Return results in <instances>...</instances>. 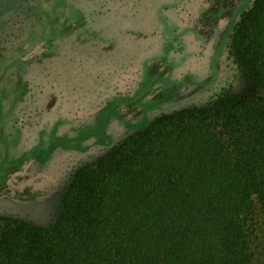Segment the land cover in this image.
<instances>
[{"label":"trees","instance_id":"16d2710c","mask_svg":"<svg viewBox=\"0 0 264 264\" xmlns=\"http://www.w3.org/2000/svg\"><path fill=\"white\" fill-rule=\"evenodd\" d=\"M130 1L0 0L1 159L19 71L78 36L93 3L126 19ZM150 5L139 34L82 33L124 47L113 78L94 81L93 106L79 95L71 113L61 95L32 122L13 116L22 143L52 126L32 158L55 166L61 186L46 203L5 206L0 264H264V0ZM103 112L104 130H87Z\"/></svg>","mask_w":264,"mask_h":264},{"label":"rangeland","instance_id":"374dc122","mask_svg":"<svg viewBox=\"0 0 264 264\" xmlns=\"http://www.w3.org/2000/svg\"><path fill=\"white\" fill-rule=\"evenodd\" d=\"M151 1L138 0V2H133L135 3L134 7L121 9L122 12L127 13L126 19H113V16L109 13L110 9L106 11L99 4L93 3V8L88 12L86 10V14L78 18V22L71 27L75 33L79 34L78 36L71 38L64 46L58 47L56 55H52L50 58L39 56L36 60L37 62L31 66V69L26 67L19 71L18 83L13 90L14 96L11 100V105L5 106L1 122V129L3 131L1 134L4 133L5 135L10 132L11 135L10 137L8 135L4 137V145L8 153L5 158H0V184L4 180V173L6 176L8 171L18 167L23 161L29 160L33 155H35L34 158L44 157L42 149L40 150L41 145L37 143L36 146L30 142L38 137H45L50 132V129H52V126H50V129H45V126H43L37 130L34 139L29 140L31 137L26 135L27 140L22 143V133L18 130V127L17 129L10 128L13 116L17 113L19 120L32 122L33 118L39 114L42 102L61 101V95H64L71 102V104H66L64 107L65 110L69 109L71 113L76 108V98L79 95H87L89 99L88 103L91 104L90 106H93V90H97L98 87L97 83L94 85V81H100L99 76L103 77L104 81L113 78V74L111 73L113 61L111 58L118 59L119 53L124 55V47L121 50L115 48L116 52L114 53V47L107 46V48H103L98 46L93 39L95 36L90 35L92 38H85V35L82 33L87 32L89 27L102 32L109 26L116 33L124 27L130 28L129 33L137 32L139 34L142 30L146 31L148 28L142 20L149 15L150 10L148 11V9L151 8V5H148ZM130 2L132 3V0ZM96 6L98 7L95 8ZM71 10L69 7L67 11L70 13ZM142 24L143 26H141ZM118 34H121V32ZM133 40L136 41L137 38ZM152 42V38L148 37L139 40V42L137 41L136 44L140 48H144L151 46ZM77 43H80L83 47L78 46ZM83 50H86L87 54L80 56L79 54ZM35 51L36 49L26 53L24 57L28 58ZM88 63L89 68L87 67ZM85 81H88V83ZM88 90L92 91L88 92ZM91 122L87 130L98 132L99 129L103 131L109 121L107 115L104 113L101 120L95 121L96 123ZM35 160L38 163L40 161L43 162L42 159Z\"/></svg>","mask_w":264,"mask_h":264},{"label":"flooded vegetation","instance_id":"af4514ba","mask_svg":"<svg viewBox=\"0 0 264 264\" xmlns=\"http://www.w3.org/2000/svg\"><path fill=\"white\" fill-rule=\"evenodd\" d=\"M47 164L38 163L31 157L8 171L6 176L4 173V180L0 184V214L7 204L37 206L56 198L61 181L56 167Z\"/></svg>","mask_w":264,"mask_h":264},{"label":"water","instance_id":"95a60500","mask_svg":"<svg viewBox=\"0 0 264 264\" xmlns=\"http://www.w3.org/2000/svg\"><path fill=\"white\" fill-rule=\"evenodd\" d=\"M17 173V172H16ZM15 174V173H14Z\"/></svg>","mask_w":264,"mask_h":264}]
</instances>
